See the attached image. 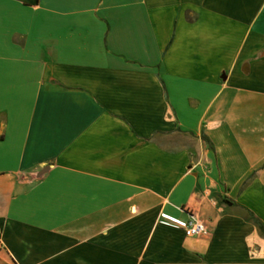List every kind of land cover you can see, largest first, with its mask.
<instances>
[{
	"label": "crops",
	"instance_id": "1",
	"mask_svg": "<svg viewBox=\"0 0 264 264\" xmlns=\"http://www.w3.org/2000/svg\"><path fill=\"white\" fill-rule=\"evenodd\" d=\"M0 264H264V0H0Z\"/></svg>",
	"mask_w": 264,
	"mask_h": 264
},
{
	"label": "built area",
	"instance_id": "2",
	"mask_svg": "<svg viewBox=\"0 0 264 264\" xmlns=\"http://www.w3.org/2000/svg\"><path fill=\"white\" fill-rule=\"evenodd\" d=\"M157 222L180 230L183 236L188 238H202L207 235L204 223L193 214H187L185 219H175L165 214H159Z\"/></svg>",
	"mask_w": 264,
	"mask_h": 264
},
{
	"label": "trees",
	"instance_id": "3",
	"mask_svg": "<svg viewBox=\"0 0 264 264\" xmlns=\"http://www.w3.org/2000/svg\"><path fill=\"white\" fill-rule=\"evenodd\" d=\"M251 221L255 224V226L260 230L261 228H260V225H259V223H258V221L257 220H255V219H251Z\"/></svg>",
	"mask_w": 264,
	"mask_h": 264
}]
</instances>
